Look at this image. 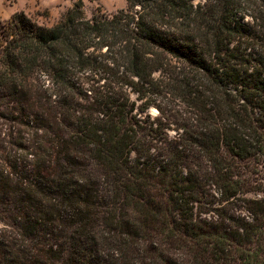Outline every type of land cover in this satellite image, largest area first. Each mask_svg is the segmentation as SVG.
Returning <instances> with one entry per match:
<instances>
[{"label":"trees","instance_id":"16d2710c","mask_svg":"<svg viewBox=\"0 0 264 264\" xmlns=\"http://www.w3.org/2000/svg\"><path fill=\"white\" fill-rule=\"evenodd\" d=\"M126 1L0 26V264H264V0Z\"/></svg>","mask_w":264,"mask_h":264},{"label":"rangeland","instance_id":"374dc122","mask_svg":"<svg viewBox=\"0 0 264 264\" xmlns=\"http://www.w3.org/2000/svg\"><path fill=\"white\" fill-rule=\"evenodd\" d=\"M79 1H82L87 17H91L99 10L112 13L127 6L126 0H0V26L20 11H24L40 24L51 25ZM152 112L157 114L158 110L152 108ZM7 116L8 111L0 105V139L7 138L6 133L9 132L10 122ZM258 169L264 189V161L258 165ZM250 195L261 196L264 192Z\"/></svg>","mask_w":264,"mask_h":264}]
</instances>
